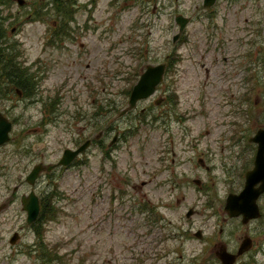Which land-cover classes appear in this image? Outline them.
<instances>
[{
	"label": "rangeland",
	"instance_id": "obj_1",
	"mask_svg": "<svg viewBox=\"0 0 264 264\" xmlns=\"http://www.w3.org/2000/svg\"><path fill=\"white\" fill-rule=\"evenodd\" d=\"M39 28L27 24L14 40L10 38L16 43L18 38L31 59L38 52L28 46L38 44ZM124 33L116 29L108 41L88 36L87 44L94 47L80 51L83 54L74 66L54 68L46 83L53 96L66 85L62 77L70 79L73 93L67 98L68 112L77 113L79 132L90 122L97 123L89 135L95 138L105 126L104 119H116L123 138L108 157L99 142L87 150L88 160L80 161L76 175L61 181L69 201L63 198L60 217L37 236L47 254L61 258L58 264H217L213 256L217 243L241 233L253 236L259 227L264 230V220L247 227L237 224L235 229L233 223L222 221L221 213L225 197L241 190L242 172L251 165L254 150L248 138L264 124L262 85L254 86L261 101L251 98L238 106L235 116L229 102H236L242 93L240 81H228L219 69H211L206 78L204 70L184 63L178 67L175 86L179 101L174 111L165 104L166 75L152 97L154 101L163 97L158 105L151 98L120 117L140 69L152 56H160L154 49L144 62L138 53L134 58V51H129L135 42H119ZM165 40L160 35L159 43ZM108 108L111 114L103 118V110ZM167 108L168 122L162 125L154 118ZM141 109L147 110L145 115L140 114ZM18 112L23 113L21 108ZM30 115V111L16 115V141L24 140L25 127L38 121V116ZM58 135L60 131L52 129L50 139ZM232 140L238 141L232 146ZM140 204L143 212L142 208L138 211ZM260 207L264 209V199ZM146 209L152 210V216ZM189 210L192 213L186 217ZM198 231L201 239L195 237ZM22 246L17 248L20 252ZM72 248H76L75 255H71ZM145 255L151 259L143 262ZM81 258L84 260L78 261ZM14 264H28V260L19 255Z\"/></svg>",
	"mask_w": 264,
	"mask_h": 264
},
{
	"label": "flooded vegetation",
	"instance_id": "obj_2",
	"mask_svg": "<svg viewBox=\"0 0 264 264\" xmlns=\"http://www.w3.org/2000/svg\"><path fill=\"white\" fill-rule=\"evenodd\" d=\"M27 24L40 27L38 44L28 46L38 52L33 59L18 38L17 43L11 42ZM116 29L122 33L128 31L119 42H135L129 52L142 55L141 62L154 49L160 55L152 56V61L145 63L139 77L148 66L164 65L163 81L168 76L165 104L172 111L179 101L175 86L178 67L184 63L204 70L206 78L211 69H219L228 81H240L242 93L236 102H229L235 116L238 106L250 102L251 98L262 99L259 94L255 96L254 86L262 85L264 91V0H0V121L9 124L0 143V228L9 229L0 230V264H14V257L19 255H24L28 264L61 263V258L44 252L41 238L36 236L41 229L55 225L63 209V198L69 201L61 190V181L69 174L76 175L80 161L88 160L87 150L95 142H99V148L108 157L123 138L118 120L106 118L111 114L109 108L103 110L102 117L106 119L102 125L105 126L95 138L89 135L98 127L97 123L90 122L83 131H78L77 113L68 112L67 98L73 93V87L67 76L62 77L66 85L57 88L53 96L46 86L54 68L74 66L83 54L80 51L87 52L94 47L87 44L88 36L96 35L99 41H108ZM160 35L166 36L163 44L159 43ZM152 99L158 105L163 97ZM19 108L23 113L18 112ZM169 108L154 119L166 124ZM29 111L30 117L39 119L35 125L25 127L24 140L16 141V115ZM123 112L124 109L120 117L130 111ZM146 112L141 109L140 114ZM231 126L234 127L233 123ZM55 128L60 135L50 139ZM263 128L264 124L257 130ZM234 141L238 140L229 141L232 146ZM85 142L89 143L88 149L64 165L65 151H75ZM250 144L254 153L251 165L242 172L243 179L252 168L256 153V145ZM194 183L199 184L198 180ZM226 197L221 207L223 222L233 223L236 229L237 224L247 227L264 220V209L260 207L264 192L257 200L260 218L246 222L241 216L229 215L225 210ZM36 206V217L29 222ZM141 208L140 204L138 211ZM260 234L263 235L258 237ZM27 235L32 237L28 239ZM21 244L22 252L17 249ZM242 244V250H246L238 255ZM75 253L76 248L71 255ZM222 253L236 256L232 264H263L264 230L259 227L253 236L241 233L217 243L213 253L217 264H222L219 258Z\"/></svg>",
	"mask_w": 264,
	"mask_h": 264
},
{
	"label": "water",
	"instance_id": "obj_3",
	"mask_svg": "<svg viewBox=\"0 0 264 264\" xmlns=\"http://www.w3.org/2000/svg\"><path fill=\"white\" fill-rule=\"evenodd\" d=\"M163 74L164 65L148 66L130 92L127 110L133 109L139 100L146 99L153 94L156 86L162 81ZM3 125L4 129L1 128ZM8 129L9 124L0 121V143L5 139ZM249 142L256 145L253 167L245 173V182L242 191L238 194H229L225 204V210L231 217L242 215L244 222L248 219L258 217L259 213L256 201L264 192V128L259 129L254 136L249 139ZM87 145L88 143L83 144L75 152L69 153L70 151H65L62 163L67 165L71 159L83 151ZM66 157H68L67 160H65ZM36 209L37 206L35 207V210ZM36 212L37 210L35 211L34 216L28 221L34 219ZM191 213L192 212H189L187 216ZM242 247L243 244L238 255L246 250H242ZM235 257L236 256H231L227 253H222L219 256L222 264H232Z\"/></svg>",
	"mask_w": 264,
	"mask_h": 264
},
{
	"label": "trees",
	"instance_id": "obj_4",
	"mask_svg": "<svg viewBox=\"0 0 264 264\" xmlns=\"http://www.w3.org/2000/svg\"><path fill=\"white\" fill-rule=\"evenodd\" d=\"M127 91H128V90H127ZM129 92H130V90L127 92V94H129ZM149 213H150V212H149ZM152 213H153V212H152V210H151V213H150V214L152 215Z\"/></svg>",
	"mask_w": 264,
	"mask_h": 264
}]
</instances>
